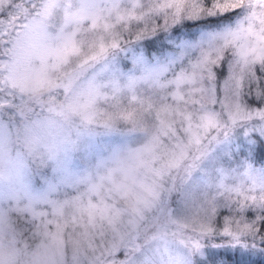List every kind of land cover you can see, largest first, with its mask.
I'll list each match as a JSON object with an SVG mask.
<instances>
[{
  "label": "snow or ice",
  "instance_id": "obj_1",
  "mask_svg": "<svg viewBox=\"0 0 264 264\" xmlns=\"http://www.w3.org/2000/svg\"><path fill=\"white\" fill-rule=\"evenodd\" d=\"M53 8L0 0V166L22 170L11 130L43 103L24 95L38 85L17 84L16 71L29 53L60 63L78 51L65 18L100 40L59 90L91 68L65 99L83 106L84 128L102 105L104 127L139 146L82 177L49 154L51 177L24 185L11 210L14 247L43 249L44 264H264V0H62L55 17Z\"/></svg>",
  "mask_w": 264,
  "mask_h": 264
},
{
  "label": "rangeland",
  "instance_id": "obj_2",
  "mask_svg": "<svg viewBox=\"0 0 264 264\" xmlns=\"http://www.w3.org/2000/svg\"><path fill=\"white\" fill-rule=\"evenodd\" d=\"M52 2V15L55 17L62 0ZM67 2L71 4L73 0ZM62 23L78 51L67 55L60 63L43 59L42 55L33 56L29 53V64L16 71L17 84L28 89L38 85L37 91L25 92L24 95L39 98L43 103L36 107V116L32 121L18 124L11 130V139L22 145L25 150L22 170L16 171L7 163L0 166V194L10 191L15 193L10 199H0V264H44L45 257L41 255L43 249L26 250L14 247L12 230L15 217L11 215V210L16 209L19 200L23 199L21 193L24 185L35 189L38 186L37 181L44 180L45 172L51 177L57 159L51 158L49 154L55 150L59 161L73 174L82 177L89 173L95 174L101 161H108L118 149L139 146L135 135H125L104 127L99 115L104 112L102 105H97L98 115L88 128H84L83 106L74 100L65 99L66 95L82 92V86L91 74V68L73 80V87L67 92L59 90L58 85H63L77 68L86 66L100 40L98 33L91 26H84L83 23L79 27L68 26L67 18ZM52 27L53 30L57 27L55 19ZM41 60V63L37 62ZM36 74H39V79H36ZM37 118L43 122L41 126L33 123ZM60 250L62 251V247ZM52 251L49 246V254Z\"/></svg>",
  "mask_w": 264,
  "mask_h": 264
}]
</instances>
